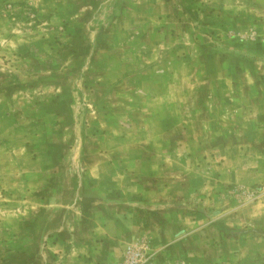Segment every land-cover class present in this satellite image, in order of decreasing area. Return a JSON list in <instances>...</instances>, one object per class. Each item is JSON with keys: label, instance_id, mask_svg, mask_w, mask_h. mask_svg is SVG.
Here are the masks:
<instances>
[{"label": "rangeland", "instance_id": "obj_1", "mask_svg": "<svg viewBox=\"0 0 264 264\" xmlns=\"http://www.w3.org/2000/svg\"><path fill=\"white\" fill-rule=\"evenodd\" d=\"M128 249L264 264V0H0V264Z\"/></svg>", "mask_w": 264, "mask_h": 264}, {"label": "built area", "instance_id": "obj_2", "mask_svg": "<svg viewBox=\"0 0 264 264\" xmlns=\"http://www.w3.org/2000/svg\"><path fill=\"white\" fill-rule=\"evenodd\" d=\"M139 255V251L128 249L126 252V258L121 264H137Z\"/></svg>", "mask_w": 264, "mask_h": 264}, {"label": "crops", "instance_id": "obj_3", "mask_svg": "<svg viewBox=\"0 0 264 264\" xmlns=\"http://www.w3.org/2000/svg\"><path fill=\"white\" fill-rule=\"evenodd\" d=\"M121 221H124V219L123 218H121ZM128 222V221H127ZM122 223V225H119V226H117V227H120V226H123V225H125V221L124 222H121ZM114 224V222L112 223V225ZM106 227V226H105ZM105 227H104V229H105Z\"/></svg>", "mask_w": 264, "mask_h": 264}]
</instances>
